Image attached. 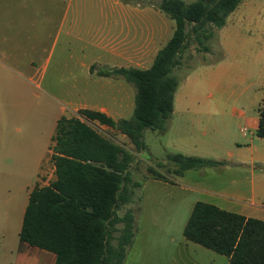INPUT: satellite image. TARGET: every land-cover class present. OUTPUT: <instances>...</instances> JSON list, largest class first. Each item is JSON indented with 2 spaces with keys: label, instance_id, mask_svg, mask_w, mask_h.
<instances>
[{
  "label": "crops",
  "instance_id": "crops-1",
  "mask_svg": "<svg viewBox=\"0 0 264 264\" xmlns=\"http://www.w3.org/2000/svg\"><path fill=\"white\" fill-rule=\"evenodd\" d=\"M156 5L0 0V264L56 263V254L23 242L20 233L32 192L57 180L58 122L79 117L83 109L116 121L133 116L134 85L99 73L153 66L175 31ZM218 39L222 59L184 76L165 134L174 153L227 165L188 171L175 184V178L147 182L181 183L193 194L190 213L202 201L264 221V137L257 135L264 101V0H242ZM203 95L215 102L202 103ZM60 96L95 100L68 109Z\"/></svg>",
  "mask_w": 264,
  "mask_h": 264
},
{
  "label": "trees",
  "instance_id": "trees-1",
  "mask_svg": "<svg viewBox=\"0 0 264 264\" xmlns=\"http://www.w3.org/2000/svg\"><path fill=\"white\" fill-rule=\"evenodd\" d=\"M242 0H160L157 9L175 22L171 40L148 70L115 69L101 76H122L137 90L131 119L114 120L105 113L83 109L79 117H63L53 139L57 180L32 192L20 239L57 256L55 264H125L135 238L134 213L120 215L141 183L132 179L135 155L106 138L89 123L99 122L116 130L145 150L148 130L165 133L174 112L182 78L176 70L191 47L208 51V42L224 28ZM223 54L221 53V60ZM193 68L190 69L191 72ZM188 72V73H189ZM84 119L85 121H83ZM264 137V101L257 131ZM176 177L191 170L219 168L223 161L168 157ZM158 167H164L158 163ZM154 179L171 182L155 167ZM122 226V227H120ZM186 240L229 258L231 264H264V221L223 210L199 201L184 229Z\"/></svg>",
  "mask_w": 264,
  "mask_h": 264
},
{
  "label": "rangeland",
  "instance_id": "rangeland-1",
  "mask_svg": "<svg viewBox=\"0 0 264 264\" xmlns=\"http://www.w3.org/2000/svg\"><path fill=\"white\" fill-rule=\"evenodd\" d=\"M159 1L156 0V3L158 4ZM184 1L192 3L195 0ZM165 16L175 28V22L168 15L165 14ZM207 47L208 51L195 46H191L186 51L183 56V65L176 70L179 78L183 79L191 68L216 62L220 58L222 51L219 45L218 31L208 42ZM260 84L262 85L260 89L264 90V77ZM134 89L137 93L136 88ZM206 89L204 88V90ZM60 100L63 106L71 109L85 104H93L95 97L60 96ZM201 102L212 103L215 101L207 99L203 95ZM89 124L103 136L125 146L135 155L131 169L132 179L141 183L142 188L134 189L136 190L134 196L136 205L128 204L122 207L119 212L120 215H124L131 210L136 218L135 238L132 245L128 247L125 264H230L228 257L190 242L184 237V229L191 214L189 211V200L193 195L191 192L186 190L181 183L177 187H165L147 182L149 179H153L148 171V168L152 166L169 179L175 178L174 184L181 181L174 176L172 173L174 166L168 162V157L176 153L167 147L170 140L167 134L148 130L144 139L145 150L137 152L131 141L124 143L125 139L122 133L109 127ZM158 163H163L164 167L159 168Z\"/></svg>",
  "mask_w": 264,
  "mask_h": 264
}]
</instances>
